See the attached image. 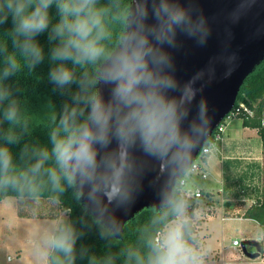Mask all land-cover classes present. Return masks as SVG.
<instances>
[{"label": "clouds", "instance_id": "clouds-1", "mask_svg": "<svg viewBox=\"0 0 264 264\" xmlns=\"http://www.w3.org/2000/svg\"><path fill=\"white\" fill-rule=\"evenodd\" d=\"M255 4L236 0L227 19L237 23ZM9 16L12 27L0 38V125H9L0 128V195L57 204L70 190L81 222L90 219L107 242L100 256L79 250L88 264H208L212 249L198 230L204 209L195 197L202 166L219 148L213 110L200 95L204 72L182 81L176 54L186 40L206 45L216 18L200 0H0V24ZM45 31L50 81L77 90L61 113L50 112L48 144L25 143L16 158L9 146L30 133L32 120L5 81L43 61L36 37ZM220 59L230 75L235 53ZM146 182L153 203L124 243L115 213L128 214ZM81 235L64 214L38 226L26 240L33 264H76Z\"/></svg>", "mask_w": 264, "mask_h": 264}, {"label": "rangeland", "instance_id": "rangeland-1", "mask_svg": "<svg viewBox=\"0 0 264 264\" xmlns=\"http://www.w3.org/2000/svg\"><path fill=\"white\" fill-rule=\"evenodd\" d=\"M224 121V136L243 132L241 119L227 117ZM247 132L232 141L223 154H217L215 161L205 166L206 179L201 178V189L209 193L200 201L201 205L203 209H212V216L203 217L198 225L203 239L212 249L208 264H264L261 257L244 256L241 246L242 242L264 237V229L233 217L237 209L243 213L247 206L264 204V149L256 130ZM226 160L235 163L226 165ZM61 214L67 217L57 204L46 200L36 205L14 201L12 197L3 199L0 202V264H33L26 240L38 226L51 220L47 218ZM223 217L226 218L224 222L221 221ZM233 241L240 246L234 247ZM246 250L251 253L255 249L246 246ZM9 257H12L11 262Z\"/></svg>", "mask_w": 264, "mask_h": 264}, {"label": "trees", "instance_id": "trees-1", "mask_svg": "<svg viewBox=\"0 0 264 264\" xmlns=\"http://www.w3.org/2000/svg\"><path fill=\"white\" fill-rule=\"evenodd\" d=\"M50 15L52 16V23H55L58 16L54 6L50 9ZM12 23V18L9 16L5 23L0 24V38L11 29ZM36 40L43 48V61L31 73H28L27 69H25L20 73L10 76L5 81L11 89L13 97L20 102L22 110L32 120L30 133H26L18 144L9 146L16 158H18L25 143L48 144L49 128L47 126V119L50 112L55 110L57 114L61 113L64 104L71 103L72 93L77 90V85L73 84L69 91L62 92L50 81L48 74L53 64L49 59L52 44L49 42L48 32L45 31L39 34ZM8 46L9 51H11V41L8 42ZM2 66V62H0V68ZM238 103H243L252 114L250 116L238 114L236 118L241 119L243 128L256 130L261 146L264 149V61L245 80L237 96L235 106ZM8 127L7 122L0 125V128L5 130ZM201 191L203 192V198L209 195V193ZM8 197L11 196L0 195V202ZM57 205L58 208L67 213V218L75 224L77 230L82 232L76 243L78 252L76 264H88L87 256L81 258L79 255L81 248L87 249L88 255H103L107 251V242L100 237L98 227L92 224L90 219H87L85 216L87 223L81 222L80 218L84 215L83 210L80 204L73 199L70 190L61 197V201ZM147 212L148 209L141 211L133 220L125 225L124 243L130 242L134 238V230L147 215ZM18 216L23 217L20 214ZM243 217L253 219L264 229V204L251 205L245 211ZM53 218L49 217L47 219ZM112 250L116 251L117 249L113 248Z\"/></svg>", "mask_w": 264, "mask_h": 264}, {"label": "water", "instance_id": "water-1", "mask_svg": "<svg viewBox=\"0 0 264 264\" xmlns=\"http://www.w3.org/2000/svg\"><path fill=\"white\" fill-rule=\"evenodd\" d=\"M235 3L236 0H200L205 15L210 19L216 18L212 23V34L204 46H197L193 41L186 40L184 49L176 54L178 77L182 81L198 72H204V77L199 82L203 85L200 95L213 110L211 135L232 111L245 80L264 61V0H256V4L246 15L237 23H231L227 19V13L235 7ZM225 52L236 55L235 61L230 65L231 74L227 76L224 74L225 64L220 59ZM145 189L128 214L115 213L122 224L129 223L153 203V193L147 188V182ZM241 246L244 256L258 258L260 247L255 241L242 242ZM246 246L253 247L255 252H248Z\"/></svg>", "mask_w": 264, "mask_h": 264}, {"label": "built area", "instance_id": "built-area-1", "mask_svg": "<svg viewBox=\"0 0 264 264\" xmlns=\"http://www.w3.org/2000/svg\"><path fill=\"white\" fill-rule=\"evenodd\" d=\"M238 114H246V115H251V111L243 104V103H238L237 106H234L232 111L225 117H236ZM225 118L221 121V123L216 127V129L214 130V132L212 133L211 137L215 140V142L218 145L219 148V152L218 154H222V149H221V145L223 143V139H224V133L226 130V123H225ZM206 169L205 166H202V172H201V178L202 179H206ZM196 200L198 201H202L203 199V192L200 190L197 194H196ZM212 216V209L211 208H205L204 209V218H209ZM226 218H221V221H225ZM260 247V251H259V256L264 260V237H258L254 240ZM232 245L234 247H239L240 244L237 241H233ZM255 252V250H254Z\"/></svg>", "mask_w": 264, "mask_h": 264}, {"label": "crops", "instance_id": "crops-1", "mask_svg": "<svg viewBox=\"0 0 264 264\" xmlns=\"http://www.w3.org/2000/svg\"><path fill=\"white\" fill-rule=\"evenodd\" d=\"M248 130H250V131H253L252 129H248V128H243V132H240V133H238L237 135H235V136H232L231 134H229V135H227V136H223L224 137V139H223V143H222V145H221V149H222V154H223V150L224 149H226L230 144H231V142L232 141H235V140H237V139H240L243 135H247L248 134ZM261 145V144H260ZM219 155V154H218ZM230 159V158H229ZM228 161H232V160H226V162H225V164L226 165H228V163H232V164H234L235 162H228ZM254 165H256V164H254ZM257 166V165H256ZM200 190H203V189H200ZM204 192H206L205 190H203ZM207 191H209V190H207ZM251 206V205H250ZM250 206H247V208H246V210L250 207ZM245 210V211H246ZM238 211H241V209H237L236 211H234L233 212V217H234V219H237V220H244V221H249V222H253V223H255V224H257V225H259L256 221H254L253 219H247V218H244L243 217V214L245 213V211L243 212V213H241V212H238ZM43 219H45V218H43ZM260 226V225H259ZM261 227V226H260ZM258 238V237H257ZM256 239V238H255Z\"/></svg>", "mask_w": 264, "mask_h": 264}]
</instances>
